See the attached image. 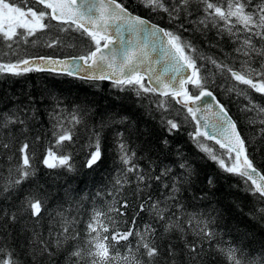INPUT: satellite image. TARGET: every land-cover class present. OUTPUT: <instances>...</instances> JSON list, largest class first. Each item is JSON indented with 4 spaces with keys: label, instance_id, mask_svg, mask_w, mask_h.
Returning a JSON list of instances; mask_svg holds the SVG:
<instances>
[{
    "label": "snow or ice",
    "instance_id": "snow-or-ice-1",
    "mask_svg": "<svg viewBox=\"0 0 264 264\" xmlns=\"http://www.w3.org/2000/svg\"><path fill=\"white\" fill-rule=\"evenodd\" d=\"M133 2L135 9L127 0H0V77L107 81L161 133L152 140L124 109L97 120L95 102L69 103L48 85L38 95H0V264H264V172L256 163L264 156V103L255 98L264 99V0ZM21 43L62 51L21 55ZM241 121L251 136L241 135ZM45 122L51 140L38 156L43 136L32 132ZM187 124L199 152L243 188L229 185L218 199L209 175L197 194L199 173L181 148L178 171L160 158ZM81 128L88 151L80 167L89 171L104 164L105 129H115L109 179L95 191L67 182L51 191L53 173L77 172L67 149ZM133 137L143 139L133 146ZM232 188L253 198L247 212L235 199L224 204Z\"/></svg>",
    "mask_w": 264,
    "mask_h": 264
},
{
    "label": "trees",
    "instance_id": "trees-1",
    "mask_svg": "<svg viewBox=\"0 0 264 264\" xmlns=\"http://www.w3.org/2000/svg\"><path fill=\"white\" fill-rule=\"evenodd\" d=\"M127 2L132 6V8H137V5L133 2V0H127ZM138 13L142 16H146L150 19L153 23H159L162 27H167V20L161 19L160 16H152L147 13L143 8L138 9ZM49 34H43L40 37L41 41H46L48 39ZM73 38L75 34H71ZM71 42V41H68ZM81 46H83L84 41H78ZM221 47L225 49V51H229L230 48L227 46L226 43H221ZM79 48L73 50H63L65 52L71 51L72 54H77L79 52ZM6 51L4 48H0V55ZM25 51H28L33 54H40V55H59L61 53V49H48L45 47H34L32 45H25L21 43L20 53L21 55L24 54ZM42 85H48L52 87L53 90L59 95L62 99L67 102H71L76 100L77 102L81 101H93L95 102V107L97 108V116L96 119H99V114L107 112H120L121 109H124L125 114L133 115L134 118H139V127L141 129L147 128L151 132V139L157 140L161 133L158 130V126L155 121L149 120L147 117H141L140 113L142 109L138 108L136 105L132 103V97L130 94L125 95L123 93L118 94L117 90L113 89L111 84L107 81L105 82H98L95 84H88L82 82L80 80H75L68 77H54L49 73H39V72H32L25 74L20 77H0V95L3 94H16L19 95L21 93L32 92L34 95H38L40 88ZM216 94L218 97L224 101L228 102V96L224 95L218 89L216 90ZM118 95L122 99H116ZM255 98L259 100L261 103H264V99H262L258 94H255ZM178 107V106H176ZM230 112L233 118L238 117L237 112V105L234 103L229 104ZM192 125L187 124L185 125L182 130L175 134L174 136L169 137L171 140V146L166 150L160 153V158L164 160L165 163H172L174 166V170L178 171V168L175 167V164L178 163V159L175 155L177 147L181 148L184 154L189 158V160L193 163L194 167L197 169L199 176L195 181L196 188L194 191L205 188L206 185V178L207 176L211 175L214 176L216 179V198L222 199L225 195L229 192V185L238 184L241 188H243V184L241 183L238 177H234L232 175L222 173L215 162L211 161L207 158L203 153L199 152V149L195 146V144L191 141L188 136V133L192 131ZM240 132L241 135L244 137H248L252 135L253 129H250L247 124L243 121L240 122ZM105 129V136L107 137V142L105 147L107 148L106 157L104 164L101 166L99 170L96 171H89L85 168L80 167L82 161L84 159L85 152L88 151L86 145L87 141V134L83 128H81L78 132V139L76 143L67 149L68 151L74 152V161L77 165V172L75 173H60L53 175H57L58 178L55 181V185L51 188V191H55L59 188V185L64 184L67 182L71 184L73 187L77 189H86V190H93L95 191L96 188L103 187L108 179L109 173L112 170V161L114 159V143H113V132ZM42 135L43 141L37 145V155L43 151L45 145L51 140L50 135V125L45 122L43 125L37 124L32 132V135ZM143 138H141L142 140ZM134 145L140 144L141 140H136L133 137ZM158 146V144H157ZM210 146H214L218 149V145H213V142H210ZM257 166L260 168L262 172H264V156H257L256 159ZM42 177L41 183L51 184L52 181H46L43 176V169L41 170ZM28 185H25L27 188ZM232 192L236 193L235 196H227V199L224 200V204H227L228 201L236 200L237 203L241 204L244 207V211L247 212L249 208L253 204V198L247 196L245 193L237 192L235 188L231 189ZM190 195V194H189ZM221 205V207L224 206ZM200 207H204V205H200ZM191 210V209H190ZM231 215L237 216L236 209L233 208L231 211ZM237 219L239 217L237 216Z\"/></svg>",
    "mask_w": 264,
    "mask_h": 264
}]
</instances>
